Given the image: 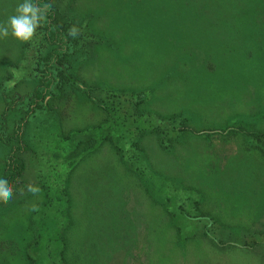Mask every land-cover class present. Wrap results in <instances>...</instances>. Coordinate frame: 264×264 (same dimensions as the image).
Segmentation results:
<instances>
[{
    "label": "rangeland",
    "instance_id": "1",
    "mask_svg": "<svg viewBox=\"0 0 264 264\" xmlns=\"http://www.w3.org/2000/svg\"><path fill=\"white\" fill-rule=\"evenodd\" d=\"M19 2L0 0V22ZM50 2L106 43L78 62L84 82L125 101L75 98L60 127L31 121L0 202V264H264V0ZM22 45L0 39L10 87Z\"/></svg>",
    "mask_w": 264,
    "mask_h": 264
},
{
    "label": "trees",
    "instance_id": "2",
    "mask_svg": "<svg viewBox=\"0 0 264 264\" xmlns=\"http://www.w3.org/2000/svg\"><path fill=\"white\" fill-rule=\"evenodd\" d=\"M69 7L52 5L47 20L37 29L32 40L23 43L22 58L20 57L23 62L19 59L10 63L13 72L22 69L26 75L17 77L11 87L10 80L12 82V77L15 76L12 71L8 70L0 79V99L4 106L0 112V146L6 149L1 178L7 179L12 187L23 175L24 162L19 153L24 149V137L29 125L38 115L43 117L41 124L47 120L56 122L60 127V117L75 98H85L89 104L99 108L106 106L114 96L125 101L123 92H119V95L112 91V95L108 92L103 94L98 87L86 84L78 74V62L82 66L91 58L96 46L106 43L91 31L87 22L79 20L77 14L72 15L74 11ZM73 25L81 30L75 39L67 35L68 29ZM27 60L32 65L28 66ZM27 81L34 82V86L30 92L21 94L19 88ZM94 92H99L101 96L94 95ZM142 102L143 100H138L136 107ZM257 139L260 141L259 137ZM95 145L94 139L79 141L63 160L59 158L61 165L71 166L68 164L72 163L75 166ZM113 146L117 147L114 143ZM261 152L264 155V149ZM73 167H69L68 171ZM61 191L66 193L65 188Z\"/></svg>",
    "mask_w": 264,
    "mask_h": 264
},
{
    "label": "clouds",
    "instance_id": "3",
    "mask_svg": "<svg viewBox=\"0 0 264 264\" xmlns=\"http://www.w3.org/2000/svg\"><path fill=\"white\" fill-rule=\"evenodd\" d=\"M52 9L50 0H22L14 13L6 21L0 22V39L11 37L20 43L32 40L37 29L47 20ZM81 30L75 25L68 29L67 35L76 38ZM27 191L38 194L40 189L29 184ZM13 196V187L7 179L0 178V202L7 203Z\"/></svg>",
    "mask_w": 264,
    "mask_h": 264
}]
</instances>
